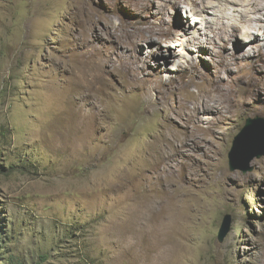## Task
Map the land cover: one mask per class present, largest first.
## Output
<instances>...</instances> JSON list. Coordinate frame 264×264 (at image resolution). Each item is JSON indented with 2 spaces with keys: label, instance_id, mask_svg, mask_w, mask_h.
I'll return each mask as SVG.
<instances>
[{
  "label": "rangeland",
  "instance_id": "1",
  "mask_svg": "<svg viewBox=\"0 0 264 264\" xmlns=\"http://www.w3.org/2000/svg\"><path fill=\"white\" fill-rule=\"evenodd\" d=\"M253 1L0 0V264H264Z\"/></svg>",
  "mask_w": 264,
  "mask_h": 264
},
{
  "label": "water",
  "instance_id": "2",
  "mask_svg": "<svg viewBox=\"0 0 264 264\" xmlns=\"http://www.w3.org/2000/svg\"><path fill=\"white\" fill-rule=\"evenodd\" d=\"M245 129L240 135L231 151V169L242 170L245 173L252 171V162L264 156V118L256 117L246 121ZM236 165V167L234 166ZM230 218L223 225L219 241L223 243L227 236Z\"/></svg>",
  "mask_w": 264,
  "mask_h": 264
},
{
  "label": "bare ground",
  "instance_id": "3",
  "mask_svg": "<svg viewBox=\"0 0 264 264\" xmlns=\"http://www.w3.org/2000/svg\"><path fill=\"white\" fill-rule=\"evenodd\" d=\"M250 9H249V11H250V13L253 15V16H251V17H249V18H245L246 20H245V24H246V27H247V31L248 32H253L254 30H259V29H261V28H263L264 27V4L261 2L260 3V1L259 0H254L251 4H250ZM249 14V13H248ZM247 14V15H248ZM231 27V26H230ZM244 27V26H243ZM233 28H234V30L235 31H239V30H241V27L239 26V25H237V24H234L233 25ZM245 31H246V29H244ZM236 33V32H235ZM237 34H239V33H237ZM248 37H251L250 39H248L249 41H253V42H259V38H257V37H255L254 35H250V36H248ZM240 47H242V46H240ZM102 80V79H101ZM103 81V80H102ZM86 98V97H85ZM89 98V97H88ZM87 103V102H86ZM86 103H84V104H86ZM87 105V104H86ZM81 106V105H80ZM83 109H84V106H81V110H82V112H83V116L82 115H80L79 114V112H78V114L81 116L80 118H89V119H91L90 118V116H91V113L89 112V111H83ZM81 112V111H80ZM82 114V113H81ZM75 115V114H74ZM78 115V116H79ZM75 118H76V115H75ZM79 118V117H78ZM77 118V119H78ZM73 119V118H72ZM81 120V119H80ZM87 120V119H86ZM83 122V121H82ZM79 124H81V122L79 123ZM82 125V124H81ZM83 125H85L84 123H83ZM80 127H82V126H80ZM83 129V128H82Z\"/></svg>",
  "mask_w": 264,
  "mask_h": 264
},
{
  "label": "clouds",
  "instance_id": "4",
  "mask_svg": "<svg viewBox=\"0 0 264 264\" xmlns=\"http://www.w3.org/2000/svg\"><path fill=\"white\" fill-rule=\"evenodd\" d=\"M261 118V117H260Z\"/></svg>",
  "mask_w": 264,
  "mask_h": 264
},
{
  "label": "trees",
  "instance_id": "5",
  "mask_svg": "<svg viewBox=\"0 0 264 264\" xmlns=\"http://www.w3.org/2000/svg\"><path fill=\"white\" fill-rule=\"evenodd\" d=\"M1 174V173H0Z\"/></svg>",
  "mask_w": 264,
  "mask_h": 264
}]
</instances>
